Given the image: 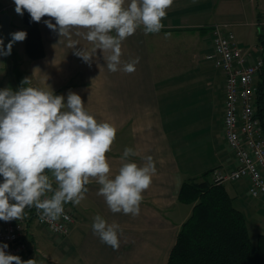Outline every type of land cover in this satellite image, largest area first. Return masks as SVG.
Listing matches in <instances>:
<instances>
[{"label":"crops","instance_id":"crops-1","mask_svg":"<svg viewBox=\"0 0 264 264\" xmlns=\"http://www.w3.org/2000/svg\"><path fill=\"white\" fill-rule=\"evenodd\" d=\"M235 1L173 0L161 20L164 27L160 32L146 34L144 26L140 25L133 35L121 42L116 72L107 68L111 51L86 40L88 29L73 28L67 37L60 36L58 28L54 31L44 23L51 20L55 24L54 18L48 16L39 22L44 57L29 59L25 40L15 42L19 49L13 43L12 55L20 51L13 60L0 55V90L10 88L16 92L22 86H30L52 91L53 95L58 92L65 104L71 91L81 97L85 110L98 123L107 122L115 127V140L106 153L110 178H114L123 163L143 166L148 156L153 158L156 167L150 187L142 193L139 215L113 213L105 198L97 194L101 185L90 178L88 191L80 204L65 203L76 219L69 235H54L35 220L27 223L29 251L22 261L35 259L37 264L168 263L180 227L192 212V205L178 199L184 180L200 178L216 167L232 169L236 166L233 152L220 149V142L227 145L223 123L225 78L209 58L213 53L215 25L228 23L233 30V26L244 24ZM130 2L125 0L123 6L127 8ZM3 10L9 12V6L0 2V13ZM258 15L253 24H259ZM26 30L24 25L14 22L12 16L11 33ZM109 34L116 36L114 30ZM0 39L6 50L1 25ZM73 42L76 49L69 47ZM250 46L264 56V44ZM80 48L93 57L89 62L75 54ZM136 58L139 63L135 71H123L124 65ZM25 78L30 83L22 85ZM126 148H131L135 155L122 160ZM44 174L49 176L54 194L58 188L55 178L50 170H45ZM226 188L245 212L249 207L245 197L246 191L249 193L248 182H229ZM97 215L107 224L119 225L122 230V235L118 232L119 248L114 250L94 234L92 225Z\"/></svg>","mask_w":264,"mask_h":264},{"label":"clouds","instance_id":"clouds-1","mask_svg":"<svg viewBox=\"0 0 264 264\" xmlns=\"http://www.w3.org/2000/svg\"><path fill=\"white\" fill-rule=\"evenodd\" d=\"M15 11L23 15L24 10L34 22L42 17L54 18L44 23L49 29L59 31L67 37L73 28L88 29L86 40L100 49L111 51L107 68L118 70L121 57V42L133 35L143 25L145 33H158L164 27L161 20L173 0H14ZM115 31L116 36L109 33ZM11 40L4 50L0 39V55H10L13 43L23 41L27 33H11ZM167 35V34H166ZM76 49V44L70 43ZM75 54L89 62L93 57L83 49ZM139 58L127 63L123 71H135ZM30 83L28 78L22 85ZM116 129L110 123L97 122L85 110L81 97L69 92L64 97L53 95L34 87H20L13 92L10 88L0 90V220H19L26 207L35 206L41 211V219L55 222L64 215V204L79 205L88 191L85 187L91 179L101 185L98 195L105 198L113 213L123 212L139 215L142 193L152 182L156 167L151 156L138 166L125 162L114 178H110V165L106 153L111 150ZM135 155L126 148L122 160ZM50 170L58 188L51 198L41 200L47 192H53L52 182L45 173ZM14 201V203H10ZM102 243L119 248L117 224H107L99 215L92 225ZM7 244H0V264H37L35 259L22 261L19 256L7 254Z\"/></svg>","mask_w":264,"mask_h":264},{"label":"built area","instance_id":"built-area-1","mask_svg":"<svg viewBox=\"0 0 264 264\" xmlns=\"http://www.w3.org/2000/svg\"><path fill=\"white\" fill-rule=\"evenodd\" d=\"M212 33L213 53L209 58L224 74V134L236 166L232 169L216 167L210 179L217 185L246 181L249 193L264 205V110H259L261 97L264 107V56L242 46L228 23L215 25ZM52 195L47 192L41 200ZM63 207L64 215L69 217L67 220L63 215L55 222L42 220L41 211L35 206L33 220L54 235L67 236L76 219L66 204ZM29 220L28 207L19 220H0V244H7L6 253L19 256L21 260L29 251L26 241Z\"/></svg>","mask_w":264,"mask_h":264},{"label":"trees","instance_id":"trees-1","mask_svg":"<svg viewBox=\"0 0 264 264\" xmlns=\"http://www.w3.org/2000/svg\"><path fill=\"white\" fill-rule=\"evenodd\" d=\"M23 23L27 29V57H44L39 22L32 21L24 10ZM259 110H264L262 97ZM212 170L182 183L178 199L192 205V212L180 227L167 264H264V234L255 242L251 239L245 212L238 207L226 184L211 181ZM33 208L34 205L28 207L29 221L34 219Z\"/></svg>","mask_w":264,"mask_h":264},{"label":"rangeland","instance_id":"rangeland-1","mask_svg":"<svg viewBox=\"0 0 264 264\" xmlns=\"http://www.w3.org/2000/svg\"><path fill=\"white\" fill-rule=\"evenodd\" d=\"M0 2L3 6H9V12L12 14L14 22L24 25L23 15L21 16L15 11L16 5L14 0H0ZM235 8L241 10L242 15L240 21L244 23L243 25L233 26V32L235 33L237 40H239L240 43L243 42L242 45L244 47H251L250 45H254V43L263 45L264 0H236ZM257 15L260 19L259 24H253L257 19ZM261 22L263 23L261 24ZM260 37H262V39L259 40ZM247 39L249 42H247ZM15 47L19 49L16 43ZM19 52L20 51L17 50V53L14 56H17ZM7 56L9 59L14 57L13 55ZM223 144V142H220V149H222L223 152L226 151L231 153L232 151H230L229 147ZM245 197L249 203V207L245 210L246 220L250 237L255 242L260 234H264V205L259 199L254 198L250 193H247V191Z\"/></svg>","mask_w":264,"mask_h":264},{"label":"water","instance_id":"water-1","mask_svg":"<svg viewBox=\"0 0 264 264\" xmlns=\"http://www.w3.org/2000/svg\"><path fill=\"white\" fill-rule=\"evenodd\" d=\"M11 22H12V15L7 10H3L0 13V25H1V31L3 33V38L5 40L6 50L11 40V35H10L11 34Z\"/></svg>","mask_w":264,"mask_h":264}]
</instances>
